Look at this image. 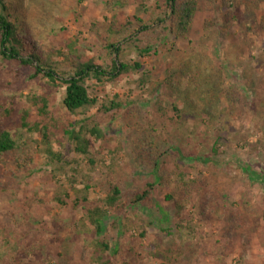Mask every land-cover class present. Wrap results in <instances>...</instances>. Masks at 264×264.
I'll use <instances>...</instances> for the list:
<instances>
[{
    "label": "rangeland",
    "instance_id": "obj_1",
    "mask_svg": "<svg viewBox=\"0 0 264 264\" xmlns=\"http://www.w3.org/2000/svg\"><path fill=\"white\" fill-rule=\"evenodd\" d=\"M4 1L15 3L18 21L29 28L43 51L63 53L75 42L82 61L93 60L102 68L110 65L111 58L90 24H103L116 14L123 26L117 37L123 51L120 61L138 63L142 69L112 83L87 81L96 106L70 114L62 104L63 86L33 78L28 68L0 57V107L13 100L19 114L28 107V98L41 96L48 102L49 118L60 127L54 131L52 148L59 156L54 162L34 131L15 123L10 128L18 153L33 155L34 161L29 172L12 179L0 195V264H87L82 255L88 235L78 229L82 212L72 209L70 200L62 199L61 205L55 199L60 192L82 188L85 176L90 178V200H102L111 184L125 199L149 183L155 186L151 205L128 207L105 218L102 236L113 252L103 258L106 264H264V30L246 33L239 24L257 28L264 18V0L254 12L243 11L238 17L219 0H206L185 41L174 40L156 25L163 0ZM209 20L212 24L207 26ZM138 26L148 27L147 32L131 37ZM148 47L156 53L139 55ZM183 62L204 66L208 86L234 92L238 101L229 108L222 96L214 119L204 114L184 123L176 119L172 107L184 108V90H168L159 83L165 68ZM142 72L154 76L145 86L139 84ZM112 99L121 108L104 113L102 106ZM157 102L168 110L165 117L156 114ZM92 116L99 119L104 141L91 139L90 165L74 152L61 129ZM35 121L33 117L31 122ZM136 124L159 137L162 166L184 173L186 182L200 181L197 199L180 217L165 201L170 188L159 185L154 170L134 163ZM177 178L175 174L171 179ZM199 202L211 211L216 205L224 210L213 215L212 223H203ZM229 213L243 214L245 223L228 242L229 251L222 253L224 216ZM189 219L191 230L185 231L180 220ZM138 220L141 228L135 225L129 233L125 222ZM36 244L39 250L30 253Z\"/></svg>",
    "mask_w": 264,
    "mask_h": 264
},
{
    "label": "trees",
    "instance_id": "obj_2",
    "mask_svg": "<svg viewBox=\"0 0 264 264\" xmlns=\"http://www.w3.org/2000/svg\"><path fill=\"white\" fill-rule=\"evenodd\" d=\"M260 1L262 0H219L221 7L236 12L233 14L235 17L240 16L243 11L245 13L254 12ZM205 3L206 0H163L162 17L156 18V25L163 26L166 34L174 40H188L195 16L203 10ZM14 4V2L7 4L4 0H0V57L3 60L16 61L22 67L28 68L32 71L33 78H41L52 86H63L62 104L68 113L75 114L83 108L96 106V100L91 98L88 93L87 81L112 83L122 76L141 72L142 68L138 63L129 64L120 61V55L123 51L117 37L122 34L123 26L119 24L116 14H113L110 20L103 24H90L91 30H93L103 50L107 53V57L111 58L110 65L102 68L95 64L93 60L82 61V56L77 50L75 42H70L63 53L55 49L43 51L30 34L29 28L18 21L17 12L13 7ZM228 18L230 17L225 18L227 22ZM211 24V20L206 21L207 26ZM239 24L246 33H255L257 29L264 30V18L259 21L257 28L240 22ZM127 25L131 26L132 24L128 23ZM147 30L148 27L138 26L135 31H132L131 37L145 33ZM155 53L156 51L151 50V47L139 50V55ZM54 57L58 59H53ZM205 69L204 66L199 64L183 62L176 66L167 67L163 71L164 78L159 83L160 86L176 92L184 90L182 92L184 93V108L172 107V111L176 113V119L182 123L203 114L207 115L209 119H214L217 105L222 96L229 104V108L238 101L234 92L223 91L215 85L208 86L209 80L205 77ZM153 77L151 72H142L139 79L140 86L151 83ZM183 80H186L185 88L182 87ZM27 103L28 107L23 108L19 114H16L13 100L0 107V195L13 181L12 179L27 174L34 161L33 155L18 153L15 141L10 133V128L13 127L12 124L15 123L17 128L26 131H34L51 162L59 158L57 153L54 152L52 144L55 136L54 131L60 129V127L49 118L47 100L41 96H31L27 99ZM102 107L104 113H109L120 109L121 104L112 99ZM154 110L161 117H165L168 111L162 106L161 102L155 104ZM33 117L38 121L31 122ZM136 127V136L132 141L134 163L154 170V173L158 176L159 185L170 188V194L165 196V201L174 206L175 214L180 217L187 207L197 199L196 197L201 191L199 188L200 181L186 182L184 173H179L176 169L168 170L165 166H162L161 159L164 153L159 145V137L154 134V130L144 129L141 125ZM61 131L73 146L74 152L86 158L89 164L93 165V161L87 158L90 156L92 147L91 139L96 142L104 141L99 119L95 116L85 117L76 125L63 127ZM175 174L179 178L172 181V175ZM84 181L82 188H73L71 193L60 192L55 199L61 205H64L62 199L70 200L72 209H80L82 212V217L78 221V229L88 235L82 260L86 261L87 264H106L107 261H103V258H109V255L111 256L113 252H111L105 238L102 236V224L105 218L109 214L120 215L128 207L151 205L155 186L149 183L144 189L133 193L129 199H125L119 187L111 184L102 200H90L88 192L90 187L87 184L90 178L85 176ZM199 204V216L203 223H212L216 217L213 215L217 214L219 209L224 210L223 206L216 205L215 210L211 211L205 203L199 202ZM224 217L226 228L222 239L226 241V244L220 248L222 253L229 251L228 242L233 235L242 231L245 223V216L241 213L237 216L229 213L228 216ZM191 222V219L180 220V227L185 231H190ZM125 224L129 233L135 225L141 228L139 220L136 223L127 221ZM129 237L134 239L132 235ZM39 248L38 244L30 246V253H35Z\"/></svg>",
    "mask_w": 264,
    "mask_h": 264
}]
</instances>
